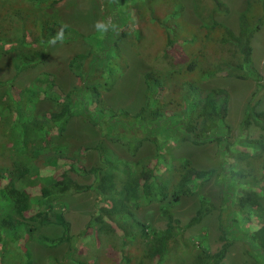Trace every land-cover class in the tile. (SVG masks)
I'll return each instance as SVG.
<instances>
[{
    "label": "trees",
    "instance_id": "trees-1",
    "mask_svg": "<svg viewBox=\"0 0 264 264\" xmlns=\"http://www.w3.org/2000/svg\"><path fill=\"white\" fill-rule=\"evenodd\" d=\"M48 1L52 0H27L25 5L29 7L28 11L13 5L11 0L0 3V55L9 54L17 71L33 63H40L45 57L44 48L48 47L49 43L61 39L74 40L68 37L72 30L70 27L47 18L45 12L42 11L44 15L38 19L37 14L41 13V7L47 5ZM114 1H107L111 4V9H107V12H116L112 13L114 15L111 22H104L105 26L108 24L106 28L110 32L109 38L130 37L132 29L137 35L142 33L139 4L144 0H130V5L123 3L125 8L121 10ZM158 6L159 9H166L163 16L155 19L158 27L164 26L162 28L167 36L164 34V44V36L162 38L160 55L164 60L179 67L174 70H162L152 64L144 72L146 105L141 114L122 108L114 110L103 100L100 92V86L109 88L112 84V81L111 84H100L97 80L106 71L110 56L121 55L116 43L106 45L111 49L108 57L97 53L95 59L91 60V53H79L71 60L70 64L79 77V87L73 91L74 99L68 97L66 102L63 101L59 114L45 115L42 120L37 121L25 113L23 102L29 101V96L26 98V95L31 92V85L21 89L12 85L13 96L8 95V104L11 109L9 111L16 115L15 120L5 122L4 126L8 127L0 130V136L5 140L4 146L0 147V264H10L9 256L12 252L21 257L16 264H32L30 251L26 245L21 244V240L25 232L32 231L33 228L27 229L26 223L16 217L24 218L32 209L30 194L17 187L19 180L30 176V161L21 156L25 154V147L9 142L11 128L15 126L21 129L20 135L23 134L29 139L26 144L28 148L37 146L33 156L35 159L40 147L46 148L49 131L53 135H59L65 128L64 122L59 121L74 113L81 114L91 124L98 125L100 122L108 134L125 139L130 137L135 139V143L141 141L138 134L140 130L149 135L155 132L167 134L175 139V142H191L197 146L215 143L219 159L216 179L223 187L221 204L215 206L206 197L201 196L198 207L186 226L200 223L218 207L220 247L215 252H210L201 242L184 241L182 252L173 257L174 264H221L235 239L242 242L249 264H264V110L257 109L261 99L259 93L264 88V82L251 60V39L264 23V0H247L245 9L239 16L238 33L224 24L216 25V29L210 28L211 25H199L183 36L186 26L181 18L182 6L179 0H159ZM208 8L210 13L228 12V8L220 0H211ZM168 15L172 17L171 23L167 19ZM161 17L164 20H161ZM207 20L211 22L210 17ZM35 23H38V27ZM123 27L128 28L122 29ZM187 43L195 48L192 56L184 49V44ZM207 44L210 47L213 44L209 54ZM181 70H197L200 78L220 75L254 80L256 88L244 106L237 139L231 140L229 135L231 126L227 119L226 88H202L194 79L184 78ZM37 81L48 86L53 83L50 78ZM5 105L7 104L4 102L3 108H0V120L12 118L10 112L4 114ZM17 109H21L20 112L17 113ZM18 121L21 122L20 126ZM56 121L59 125L54 123ZM7 123H11L10 126ZM18 142L20 140L15 139V143ZM97 150L104 164L101 167H91L89 171L97 179L102 200L89 223L98 225V229L103 228L104 232H113L116 227L121 229L120 243L124 246L136 239L125 223L126 219H130L136 223V229L138 226L140 238L146 239L136 264L164 263L171 252L169 241L182 228L179 220L174 217L171 206L193 192L195 180L204 179L215 170L201 169L192 165L188 159H183L172 163L170 178L155 181V168L148 163L136 162L135 165H130L119 160L113 161L116 157L106 156L101 144L97 145ZM51 181L48 186L43 185L40 188L43 200L60 198L71 190L81 188L67 176L61 179L52 178ZM141 195L146 199H167V203L161 208V213L167 221L166 227L161 231L152 229L148 233L146 226L138 221L130 210V203ZM47 207L51 209L53 206L48 203ZM47 212L38 211L35 215H29V219L37 218L41 224L51 222ZM240 214L254 219L257 229L251 233L241 230ZM51 217L56 224L63 227L58 240L69 242L71 237L63 213L55 212ZM12 244H16V249ZM17 244L22 246L19 248ZM24 255H29L30 258L25 259Z\"/></svg>",
    "mask_w": 264,
    "mask_h": 264
},
{
    "label": "rangeland",
    "instance_id": "rangeland-1",
    "mask_svg": "<svg viewBox=\"0 0 264 264\" xmlns=\"http://www.w3.org/2000/svg\"><path fill=\"white\" fill-rule=\"evenodd\" d=\"M2 1L5 0H0V3ZM25 1L27 2V0H11V3L28 11L29 7H26ZM107 1L52 0L41 7V13L37 14L38 19L40 20L45 12L47 18L57 20L70 27L72 30L68 33L70 34L68 37L74 38V40L61 39L55 43H49L48 47L44 48L45 57L40 63H33L18 71L14 69L10 55L1 53L0 108H3L4 102L7 104L4 106V114H8L11 110L8 104L10 101L8 95L12 94V85L18 89L31 85L29 89L32 90L29 93L32 95L28 93L26 98L29 96V101L26 103L23 100V102L25 103V113L37 121L42 120L45 115L59 114L63 101L66 102L68 97H72L73 91L79 87V77L70 64L71 60L79 53H91V60L95 59L97 53L108 57L111 54V49L106 45L110 43H116L121 55L110 56L106 71L97 80L100 84H109L112 81L109 88L100 86L103 100L114 110L122 108L131 113L141 114L146 105L144 72L152 64L162 70H174L179 67L164 60L160 55L165 31L162 28L164 26L158 27L156 20L158 16H163L166 9L165 7L159 9V0H144L139 4L142 33L137 35L132 29L130 37L122 36L113 39L112 36L109 38L110 32L106 28L108 24L105 26L104 22H111L114 15L112 13L116 11L107 12V9H111V4H108ZM220 1L228 8V12L210 13L208 6L211 0H179L182 6L181 18L186 26L183 36L199 25L205 27L211 25L210 28L216 29V25L224 24L238 33L239 16L245 9L247 0ZM114 3L121 10L125 8V3L130 5L131 1L115 0ZM169 15L167 19L170 22L172 17ZM209 17L211 22L207 20ZM161 20L164 18L161 17ZM35 24L38 27V23ZM124 28L128 27L122 29ZM213 32L216 33V30ZM251 46L252 64L259 71L262 82H264V23L254 33ZM184 49L189 56L195 52V48L189 43L184 44ZM206 49L209 54L213 49V44L211 47L207 44ZM181 71L184 78L194 79L202 88L219 86L226 88L228 91L227 119L231 126L229 135L231 140L237 139L240 134L239 124L244 106L256 88L254 80L220 75L200 78L197 70ZM42 78L52 79V85L38 83L37 80ZM36 81L38 86L35 84ZM259 94L261 99L257 109L264 110V88ZM72 98L74 99V97ZM20 110L17 109L16 112H20ZM10 113L11 119L8 117V119L0 120V130L8 127L4 126L5 122L15 120L16 115L13 112ZM60 122H64L65 128L59 135H53L48 130V144L46 148L39 146L40 151L35 159L33 156H35L37 146L29 148L26 146L29 139H26L23 134L20 135L21 129L13 126L9 138V142L25 147V154H21V156L26 161H30V176L27 179L19 180L17 187L30 194L32 209L24 218L16 217L26 223L27 229L33 228L32 231H26L21 240V244L26 245L30 251L32 264H136L146 241L145 238H140L136 223L130 219L125 220L136 239L124 246H121L120 243L121 229L116 227L113 232H104L103 228L99 230L98 225L89 223L102 200L97 179L89 171L91 167H101L104 164L97 150L98 144L103 146L106 156L116 157L113 161L119 160L121 163L126 162L130 165L140 162V164L148 163L153 166L157 174L155 181L170 178L172 163L183 159H188L192 165L201 169L215 170L212 175L195 180L193 192L171 206L170 209L182 228L169 241L171 252L162 264H174V255L182 252L185 247L184 243L187 241L201 242L210 252H215L220 247L217 228L218 207L204 217L200 223L186 226L194 215L201 196L206 197L215 206L221 204L223 187L216 179L219 159L215 143L197 146L191 142H175V139L173 140L167 134L162 135L155 132V134L149 135L141 130L138 132L141 141L135 143L133 138L125 139L119 136L118 138L115 134H108L106 129L101 127L100 122L98 125L91 124L81 114L76 113L70 117L65 116ZM20 123V121L17 122L19 126ZM54 123L59 125L58 121ZM7 124L10 126L11 123ZM15 139H19L20 142L15 143ZM4 143L5 140L0 136V147L4 146ZM63 176L69 177L81 188L71 190L60 198L43 200L40 188L43 185L48 186L52 182V178L61 179ZM48 203L53 206L51 209L47 207ZM166 203L167 199L164 201L158 200L157 197H147L146 199L141 195L136 201L130 203L129 208L134 217L144 224L145 229L150 233L152 229L161 231L166 227V218L161 213V208ZM51 210L53 211L51 212ZM38 211H48V217L52 219L51 222L41 224L37 218L29 219V215H35ZM55 212L63 213L71 237L69 242L58 240L63 227L56 224L51 217ZM239 219L242 220L241 230L251 233L257 229L254 219L246 218L242 214L239 215ZM21 244H17L19 248L22 246ZM14 246L16 249V244H12V247ZM29 255H24L25 259L30 258ZM20 259V255L13 252L9 256L10 264H16ZM221 264H249L241 241L234 240Z\"/></svg>",
    "mask_w": 264,
    "mask_h": 264
}]
</instances>
